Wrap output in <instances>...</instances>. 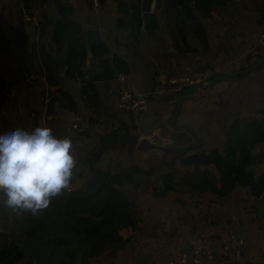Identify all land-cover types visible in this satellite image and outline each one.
I'll use <instances>...</instances> for the list:
<instances>
[{"label":"crops","instance_id":"0c3cea01","mask_svg":"<svg viewBox=\"0 0 264 264\" xmlns=\"http://www.w3.org/2000/svg\"><path fill=\"white\" fill-rule=\"evenodd\" d=\"M142 5L31 0L27 20L20 0H0V78L18 83L15 98L0 93V131L48 126L67 135L77 165L63 191L87 190L98 171L124 193L135 219L120 230L124 244L91 255L90 245L74 242L71 264H169L191 256L196 239L214 253L203 264H264V57L249 54L264 32V0H154L152 31ZM28 67L32 85L23 78ZM186 74L206 84L182 99L160 92L162 80ZM120 76L149 95L139 125L119 108ZM111 137L148 146L101 149ZM16 214L0 200V253L16 248L0 264L21 250L15 264L31 259ZM230 234L244 239L239 261L222 253Z\"/></svg>","mask_w":264,"mask_h":264},{"label":"trees","instance_id":"16d2710c","mask_svg":"<svg viewBox=\"0 0 264 264\" xmlns=\"http://www.w3.org/2000/svg\"><path fill=\"white\" fill-rule=\"evenodd\" d=\"M25 2L30 6L31 0ZM199 8L203 10L201 5ZM124 196L111 182L87 197L58 194L36 214L20 210L15 215V230L24 238L30 260L37 264H71L75 254L70 255L67 249L74 242L90 245L91 255L124 244L120 230L135 224ZM15 251L12 248L6 256H2L5 251L0 253V262Z\"/></svg>","mask_w":264,"mask_h":264},{"label":"clouds","instance_id":"9594fccd","mask_svg":"<svg viewBox=\"0 0 264 264\" xmlns=\"http://www.w3.org/2000/svg\"><path fill=\"white\" fill-rule=\"evenodd\" d=\"M76 165L71 137L48 126L0 131V200L36 214L69 188Z\"/></svg>","mask_w":264,"mask_h":264},{"label":"built area","instance_id":"2783aa9c","mask_svg":"<svg viewBox=\"0 0 264 264\" xmlns=\"http://www.w3.org/2000/svg\"><path fill=\"white\" fill-rule=\"evenodd\" d=\"M22 6L23 17L30 20V6L25 0H20ZM93 7L95 10H100L102 7L101 0H93ZM249 54L251 57L260 58L264 57V32L260 35L258 41L254 43ZM23 78L27 85H32L36 79V73L32 67L25 69ZM121 89L119 98V108L128 111L132 115L133 123L139 125L141 122L142 114L148 106L147 94H136L130 90L126 84L125 77L120 76L117 79ZM206 84L204 77L201 75H178L173 78L162 80L160 86L161 93H167L169 96L181 94L186 88L194 86H203ZM0 93L6 98H15L18 93V83L16 77L4 75L0 78ZM76 129V127H75ZM193 252L191 256L182 254L178 259H172L169 264H203L213 258V250L204 245V241L196 239L194 242ZM24 249V245L20 244ZM244 249V239L236 234H230L222 240V253L228 262H235L242 259ZM34 264H37L34 261Z\"/></svg>","mask_w":264,"mask_h":264},{"label":"water","instance_id":"95a60500","mask_svg":"<svg viewBox=\"0 0 264 264\" xmlns=\"http://www.w3.org/2000/svg\"><path fill=\"white\" fill-rule=\"evenodd\" d=\"M154 0H143V5H142V11H143V18H144V22H145V29L146 31H152L154 29H156L158 27V23L156 21V17L154 16V14L151 11L152 8V3ZM60 63V67L61 68H65L66 63L63 60L59 61ZM92 66L95 67V63L92 61ZM222 80V78H216L214 79L208 86H213L214 84H217L218 82H220ZM200 86H194L191 89H186L181 93V99L189 94L192 93L194 91H197L198 88ZM182 101V100H180ZM120 141H127V142H133L141 147H146L148 146V143L145 140H139L138 138L132 137V138H124V139H120L117 137H111L108 141H106L103 144V147L101 149H104L105 147H108L110 145H113L115 143H118ZM96 177L97 179L90 185V187L78 194H72L66 191H62L61 194L66 195V196H73L75 198H82V197H87V196H91L94 195L95 193H97L100 189H102L105 186V182L107 181V177L105 174L103 173H99L98 171L96 172ZM60 195V194H59ZM263 200L260 201L261 204V211L262 214L264 215V207H263ZM3 236V234L0 232V238ZM192 240V239H191ZM24 256V251L21 250L17 253V255L10 261V264H15V262L19 259L22 258ZM26 264H34L33 260H28L26 261Z\"/></svg>","mask_w":264,"mask_h":264},{"label":"rangeland","instance_id":"374dc122","mask_svg":"<svg viewBox=\"0 0 264 264\" xmlns=\"http://www.w3.org/2000/svg\"><path fill=\"white\" fill-rule=\"evenodd\" d=\"M16 213H19V211H16Z\"/></svg>","mask_w":264,"mask_h":264}]
</instances>
